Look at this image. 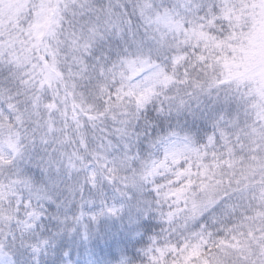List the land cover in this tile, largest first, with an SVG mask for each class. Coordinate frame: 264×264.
I'll use <instances>...</instances> for the list:
<instances>
[{"label": "snow or ice", "instance_id": "snow-or-ice-1", "mask_svg": "<svg viewBox=\"0 0 264 264\" xmlns=\"http://www.w3.org/2000/svg\"><path fill=\"white\" fill-rule=\"evenodd\" d=\"M128 8L0 0V264H264V0Z\"/></svg>", "mask_w": 264, "mask_h": 264}, {"label": "clouds", "instance_id": "clouds-1", "mask_svg": "<svg viewBox=\"0 0 264 264\" xmlns=\"http://www.w3.org/2000/svg\"><path fill=\"white\" fill-rule=\"evenodd\" d=\"M101 2L107 6L109 3H120V4H127L129 5L128 11L129 14H131L132 8L131 6L135 3V0H101ZM118 13H123V9H118ZM127 19V17H125ZM71 184V182H69ZM91 247L94 250L95 257L99 260L104 257H106L109 254L110 248L107 243L104 241H96L94 242ZM74 260H76V257L74 256ZM88 256L86 255V250L84 248H81L79 259L76 260V264H87Z\"/></svg>", "mask_w": 264, "mask_h": 264}]
</instances>
